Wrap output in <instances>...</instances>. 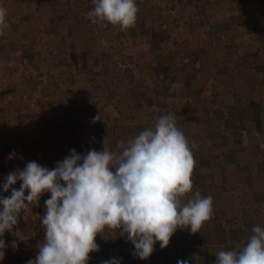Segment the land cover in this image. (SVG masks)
I'll return each mask as SVG.
<instances>
[{
  "label": "rangeland",
  "instance_id": "obj_1",
  "mask_svg": "<svg viewBox=\"0 0 264 264\" xmlns=\"http://www.w3.org/2000/svg\"><path fill=\"white\" fill-rule=\"evenodd\" d=\"M70 1L73 5L79 3ZM80 1L82 21L63 19L68 25L64 27L63 20L54 25L56 14H47L44 0H0V7L7 10L8 24L0 35V87H10L7 96L16 95L17 82L27 84L29 89L24 88L29 103L37 110L50 100L52 82L81 75L74 79L82 101L75 107L74 128L56 145L59 153L53 161V156L49 157V169L68 156L70 149L79 154L91 149L100 151L107 135L109 147L119 152L120 141L127 142L145 128L154 127L161 115H175L192 153H200L201 173L207 174L204 182L198 180L200 175L192 176V191L183 201L200 192L212 196L218 204V194L230 188L239 192L235 195L242 203L236 210H229L235 225L246 229L244 221L253 220L264 227V180L259 174L264 158V19L261 14L259 25L263 27L259 32L250 7L251 3L255 7L258 0H136V24L123 31L118 25L95 28L99 24L87 19L92 0ZM260 3L264 7V0ZM186 9L191 15L204 12L200 15L207 24L203 30L209 23H225L232 31L210 34V47H185V41L192 37L187 27L192 29L201 20L196 15L185 18ZM46 21L54 26L57 42L67 43L68 51L51 45L48 31L29 33L26 28L29 23L45 25ZM98 114L101 119L93 123ZM40 157L31 161L41 165ZM22 166L25 164L14 168ZM50 195L44 193L39 206L30 207L13 228L17 238L25 236L24 243L30 247L22 256L25 259L33 250L32 244L44 241L40 217ZM0 196H4L2 187ZM205 230L194 239L201 241L203 237L208 246L197 242L185 248L180 243L194 240L190 228H185L181 239L172 236L165 249L157 242L153 254L141 260L133 255L134 246L126 235L106 229L105 235L96 237L100 248L89 254L88 264H103L112 258H117L119 264H177L183 260L214 264L217 252L226 249L211 244V233Z\"/></svg>",
  "mask_w": 264,
  "mask_h": 264
},
{
  "label": "clouds",
  "instance_id": "obj_2",
  "mask_svg": "<svg viewBox=\"0 0 264 264\" xmlns=\"http://www.w3.org/2000/svg\"><path fill=\"white\" fill-rule=\"evenodd\" d=\"M87 13L92 24H111L127 30L135 26L136 0H92ZM7 10L0 7V35L8 27ZM100 114L93 123L100 120ZM119 152L109 147L108 135L100 151L70 154L52 169L27 161L23 169L8 173L0 187L10 196H0V261L8 247L2 237L12 232L22 211L39 206L44 193L45 213L40 217L44 241L35 259L27 264H88L89 254L98 252V235L119 230L134 246L133 255L147 260L159 242L169 246L177 229L199 233L213 216V197L192 191L195 160L189 142L176 125L175 115L156 119L154 127L140 131ZM16 153L9 155L15 158ZM21 181L19 189L13 187ZM27 192V195L25 193ZM246 244L236 250L218 251L214 264H264V227L254 225ZM11 247L18 248L13 240ZM103 264H119L117 258ZM177 264H189L187 260Z\"/></svg>",
  "mask_w": 264,
  "mask_h": 264
},
{
  "label": "crops",
  "instance_id": "obj_3",
  "mask_svg": "<svg viewBox=\"0 0 264 264\" xmlns=\"http://www.w3.org/2000/svg\"><path fill=\"white\" fill-rule=\"evenodd\" d=\"M73 3L70 0H44L47 14H56L54 17L56 21L54 25L56 23L60 24L63 19L67 22L82 21V14H79L80 12L78 11V7L79 10L81 8V1H77L78 5H73ZM193 11L195 12V10ZM190 13L192 14L191 11L186 9L183 13L185 15L184 17H201L200 15L204 14V12L193 13V15ZM223 14L226 15L227 13L224 12ZM36 17H38V15ZM224 19H226V17ZM64 20L61 24H64V27H68V25H65ZM47 24L48 21L45 22V25H33L32 22L31 25L30 23L29 25H26V28L29 33H36L38 31L37 29L48 31V33H50L48 42L51 45L53 44L60 48L63 52L68 51L67 43L59 44L57 42L55 33H53V31H55L54 26ZM107 25L104 27H112L111 24ZM194 25L195 27L192 29H189V26L187 27V30L192 37H190L188 41H185V47L197 48V46L202 44H204L202 46L210 47L212 46L213 41L210 34L213 36L216 34L225 35L232 31L229 29L230 26L225 25V23L224 25L209 23L208 29L203 30V26H207V24L204 23L202 17L201 20L198 19L197 24L194 23ZM102 26L99 24L96 25L95 28H101ZM56 30L60 31L59 27H57ZM200 38L201 41H199ZM35 53L36 52H34V54ZM36 61L34 60V62ZM0 75L2 77V74ZM79 78H81V75H74V79ZM74 79L69 81L61 80L60 82L57 80L52 82V94L50 100L37 110L31 108L29 103L26 90L29 89L27 88V84L23 86L22 82H17V85L19 86L14 87L16 93V95L14 94L15 96H7V94H11L10 87H4V89L3 87H0V176H4L9 170L17 165H23L27 161L34 159V157L39 156L42 158L39 161L41 165H45L49 168V157L53 156V158H51L53 161L54 157L57 156V152L59 153V151L56 150V145L59 141L66 138L67 135H70L69 132L75 125V107H77L79 103H82L80 99L81 96L76 91L77 87ZM21 95L25 96L18 97ZM13 152L16 153L15 158L9 159V155ZM0 211H2V205H0ZM41 235H43V232H41ZM18 237H21V235ZM21 238L24 239L25 236H22ZM2 239H4L8 247L4 249L5 257L0 261V264H19L20 261L21 263L23 262L22 264H25L32 255L34 256V254H38V243L35 242L32 244V246H34L32 247L33 250L27 252V259L23 258L22 256L26 255V251L30 247L28 248L27 244L24 243L25 240L17 238L16 234L13 232L10 234L5 232ZM13 240L18 242V248L14 249L11 247Z\"/></svg>",
  "mask_w": 264,
  "mask_h": 264
},
{
  "label": "trees",
  "instance_id": "obj_4",
  "mask_svg": "<svg viewBox=\"0 0 264 264\" xmlns=\"http://www.w3.org/2000/svg\"><path fill=\"white\" fill-rule=\"evenodd\" d=\"M262 1V0H261ZM251 7V13H252V21L254 23L258 22L256 29L259 32H262V27L263 25H259V16L261 15L264 19V7L261 6L260 0L257 1L256 6L254 7V4L251 3L250 5ZM250 13V14H251ZM250 19V18H249ZM245 20V19H244ZM244 20L239 21L240 23H242ZM246 134H244L245 136ZM249 143V140H248ZM198 153V152H197ZM200 153L196 155L193 154L194 156V160H195V166L194 170H193V177L195 176H199V181L200 182H204L206 179L207 174L205 173H201V166L203 165L202 162L200 161L198 155ZM261 167L259 168V174L261 175V177L264 180V158L261 159V163H260ZM225 178H227V175H225ZM228 178L226 179L227 182ZM264 188V185H263ZM224 194H218L219 197H217L219 199L218 204L216 203V201H213L215 204H213V216L212 218L205 222L203 227L200 229V231L202 232L203 230H205V232H208L209 234L211 233V237H212V241L211 244H218V245H223L225 247V251L228 250H236L238 248H240L241 246H243L244 244H246L248 238L251 236L252 231H250L252 229V227L256 224H254L253 220L250 221H244V223L246 224V229L242 228L240 226H236L234 220H231L229 218V210L232 209V211L236 210V207H239L242 205L241 200L237 202V197H236V190L227 188L225 191H222ZM239 194V192H238ZM237 194V195H238ZM239 196V195H238ZM223 199V200H222ZM250 228V230L248 229ZM185 229H177L176 233L173 235V237L175 238V240L178 239V236L180 238V236H184V234L182 232H184ZM196 233L193 235H190V237L192 239H194L196 236H201V233ZM206 236V235H205ZM181 239V238H180ZM198 242V243H197ZM196 243L198 245H205L208 246L209 242L208 240L204 239L202 237L201 241H197L196 239L193 240V242L188 243V242H182L180 244L184 245L185 248L190 247L191 244L196 245ZM235 244H238V246H235Z\"/></svg>",
  "mask_w": 264,
  "mask_h": 264
},
{
  "label": "built area",
  "instance_id": "obj_5",
  "mask_svg": "<svg viewBox=\"0 0 264 264\" xmlns=\"http://www.w3.org/2000/svg\"><path fill=\"white\" fill-rule=\"evenodd\" d=\"M24 167H25V166L17 167V168L23 169ZM17 168H14V169L9 170L4 176H3V175L0 176V185L3 184V182H4V178L8 175V173H10V172L16 170ZM21 183H22L21 181H17V183H16L13 187L19 189ZM10 195H11V189H10L7 193L4 192V196H10ZM29 211H30V210L22 211L21 215H22V216H25L26 214L29 213Z\"/></svg>",
  "mask_w": 264,
  "mask_h": 264
}]
</instances>
